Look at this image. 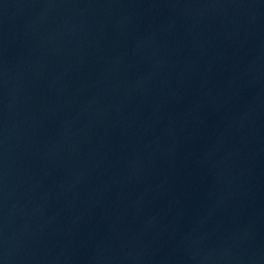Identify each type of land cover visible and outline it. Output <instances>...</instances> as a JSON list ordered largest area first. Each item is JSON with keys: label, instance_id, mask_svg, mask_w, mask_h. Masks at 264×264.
I'll return each instance as SVG.
<instances>
[{"label": "water", "instance_id": "95a60500", "mask_svg": "<svg viewBox=\"0 0 264 264\" xmlns=\"http://www.w3.org/2000/svg\"><path fill=\"white\" fill-rule=\"evenodd\" d=\"M0 264H264V0H0Z\"/></svg>", "mask_w": 264, "mask_h": 264}]
</instances>
